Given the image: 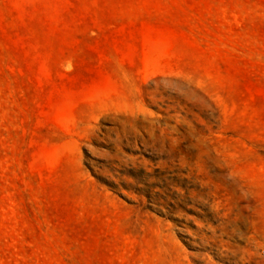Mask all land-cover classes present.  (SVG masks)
Listing matches in <instances>:
<instances>
[{"label":"rangeland","instance_id":"374dc122","mask_svg":"<svg viewBox=\"0 0 264 264\" xmlns=\"http://www.w3.org/2000/svg\"><path fill=\"white\" fill-rule=\"evenodd\" d=\"M0 264H264V0H0Z\"/></svg>","mask_w":264,"mask_h":264}]
</instances>
